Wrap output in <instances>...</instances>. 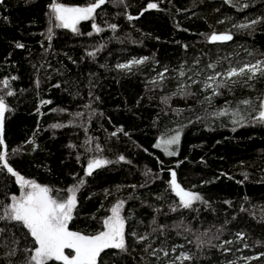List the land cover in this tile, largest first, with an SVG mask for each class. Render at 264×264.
Segmentation results:
<instances>
[{
  "label": "trees",
  "instance_id": "trees-1",
  "mask_svg": "<svg viewBox=\"0 0 264 264\" xmlns=\"http://www.w3.org/2000/svg\"><path fill=\"white\" fill-rule=\"evenodd\" d=\"M52 3H0V96L10 108L4 122L10 166L61 198L84 180L73 230L96 233L111 207L124 201L126 250H106L103 264H181V254L193 257L183 264H264V123L255 121L264 77L233 78L217 96L204 88L214 74L209 64L224 73L264 61V0H108L76 33L55 26ZM252 20L259 23L238 27ZM213 33L233 39L210 42ZM224 109L229 114L219 115ZM237 110L243 126L233 123ZM177 131V155L155 147ZM92 159L111 163L86 176ZM172 168L203 198L191 209L171 190ZM13 194H19L15 177L0 170V202L10 203ZM0 229V264H24L25 249L33 246L26 229L4 220Z\"/></svg>",
  "mask_w": 264,
  "mask_h": 264
},
{
  "label": "snow or ice",
  "instance_id": "snow-or-ice-1",
  "mask_svg": "<svg viewBox=\"0 0 264 264\" xmlns=\"http://www.w3.org/2000/svg\"><path fill=\"white\" fill-rule=\"evenodd\" d=\"M108 0H93V2L86 6H70L63 3H58L53 0L50 5V11L53 15V19L56 22L57 28L70 29L76 33L79 31L78 24L81 21L94 19L97 9L106 4ZM3 3V0H0ZM148 9L157 8L156 3H149ZM134 17L128 16L129 20ZM259 23L257 20H252L248 24H240V28H249L254 24ZM95 32L99 33L101 28L95 23L92 25ZM112 29L116 28V25H110ZM52 29H49L51 32ZM51 37H49L50 39ZM210 42H226L231 41L233 36L230 33L216 34L213 33L209 38ZM16 47L22 48L24 45L17 44ZM89 55H95V53H89ZM144 60H135L132 64H142ZM122 69H130L131 64L118 65ZM209 68L213 69L214 74L209 75L204 82L205 89H211L212 95H220V88L226 87V81H236L233 78L242 77L245 78V83L252 81L257 76L264 77V61H257L256 63H246L240 67H229L226 72H215L216 65L209 64ZM168 71L160 73V79H164V74ZM186 75L181 71L180 76ZM219 78V79H218ZM15 80L16 77H12ZM5 89L9 88V80L4 79L2 81ZM197 83V81H193ZM58 87V85H57ZM7 96H12L14 93L8 91ZM211 102V97H206ZM43 103H51V101H44ZM243 105H251V100L240 101ZM10 111L8 104L3 96H0V170H6L7 173L15 177L16 183L19 185V195H11L10 203L4 205L0 202V220L14 221L26 229L27 235L31 237L33 246L26 248L25 252L30 253L26 255L24 264H103L102 253H105L108 249H119L121 251L126 250L125 239V218L121 215L124 201H119L114 204L110 209V215L103 218L101 221V230L93 234H87L81 231L71 230L69 227L70 222L74 219V212L77 208V192L84 184V180H80L77 184L69 187L66 190V196L61 198L55 195L53 188L42 185L35 180L26 179L20 173L15 171L10 166L8 161V150L4 141V122L5 114ZM229 110H221L219 115H228ZM79 115V114H78ZM234 117L233 123L243 126L242 121L244 117L240 116L239 110L232 113ZM255 121L258 123H264V98H261L259 104L258 115L255 117ZM61 125H52V127H60ZM122 131V129H121ZM116 135V133H113ZM180 132L177 131L175 135L170 136L167 139H160L155 144L156 148H161L168 156L177 155V151L172 150L173 145H179ZM15 151V150H14ZM119 159L123 161L125 158L120 156ZM111 161L105 159H92L88 162L85 170V175L90 176L95 169H99ZM171 190L179 198V204L184 209H191L193 204L197 201H202V196L198 193L185 190L178 182L175 171L171 172L170 179ZM173 211H176L173 208ZM3 229H0L2 232ZM239 235V234H238ZM147 239V237H139L140 241ZM66 250H70L66 252ZM10 255H15L13 251ZM167 255V253H165ZM177 260L183 261L192 260L193 257L188 254H181L176 257ZM175 264V262H173Z\"/></svg>",
  "mask_w": 264,
  "mask_h": 264
},
{
  "label": "water",
  "instance_id": "water-1",
  "mask_svg": "<svg viewBox=\"0 0 264 264\" xmlns=\"http://www.w3.org/2000/svg\"><path fill=\"white\" fill-rule=\"evenodd\" d=\"M172 171H175L176 172V170H175V168H172L171 169V171H170V179H171V172ZM176 175H177V172H176ZM169 179V180H170ZM177 182L185 189V190H188V191H192V192H194L190 187H187V186H184L183 185V183L178 179V176H177Z\"/></svg>",
  "mask_w": 264,
  "mask_h": 264
},
{
  "label": "rangeland",
  "instance_id": "rangeland-1",
  "mask_svg": "<svg viewBox=\"0 0 264 264\" xmlns=\"http://www.w3.org/2000/svg\"><path fill=\"white\" fill-rule=\"evenodd\" d=\"M70 6H86V5H70ZM22 175V174H21ZM22 176H24V175H22ZM26 179H31V180H34L33 178H31V177H27V176H24ZM36 181V180H35ZM36 182H38V181H36ZM38 183H40V182H38ZM40 184H42V185H46V184H43V183H40ZM47 186V185H46ZM15 195H19V194H15ZM111 214V213H110ZM109 214V215H110ZM122 215V214H121ZM71 230H73V229H71ZM74 231H77V230H74ZM66 252H68V250H66Z\"/></svg>",
  "mask_w": 264,
  "mask_h": 264
}]
</instances>
